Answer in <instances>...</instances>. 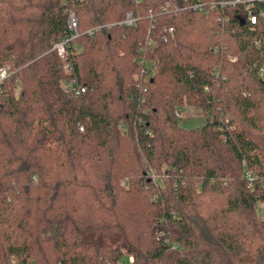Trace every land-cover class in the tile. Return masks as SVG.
Listing matches in <instances>:
<instances>
[{
    "label": "trees",
    "instance_id": "obj_1",
    "mask_svg": "<svg viewBox=\"0 0 264 264\" xmlns=\"http://www.w3.org/2000/svg\"><path fill=\"white\" fill-rule=\"evenodd\" d=\"M212 1L0 0V264H264V5Z\"/></svg>",
    "mask_w": 264,
    "mask_h": 264
},
{
    "label": "built area",
    "instance_id": "obj_2",
    "mask_svg": "<svg viewBox=\"0 0 264 264\" xmlns=\"http://www.w3.org/2000/svg\"><path fill=\"white\" fill-rule=\"evenodd\" d=\"M256 4L264 5V0H226V1H212V2H197L195 4L190 5L187 9L192 10L194 12H198L201 14H207L212 11H216L217 9H227L228 12H233L237 8L242 7L241 15L244 19L249 21L251 24H255L258 21L260 16H263V12L260 14L254 13V8ZM136 18L132 15V13H128L126 19L121 23L123 26L132 27L136 23ZM68 29L70 35L58 41L52 48V51L56 52L58 57L63 62V68L66 74L71 73L72 68L69 61L68 56V47L71 43L81 36V32L79 30V22L77 16L74 12H70L68 16ZM102 26H97L94 28L88 29L85 34L92 36L95 32L99 31ZM166 35L163 38L164 42L169 40V35H173L174 29L169 28L165 31ZM234 61L235 59H231ZM9 76V69L7 67L0 68V84L6 80ZM67 90L75 95L79 96L85 93V88L78 87L74 83L69 82L66 85ZM176 116H179V113L176 112ZM83 131V128H80ZM118 264H134V257L129 256L126 260H121Z\"/></svg>",
    "mask_w": 264,
    "mask_h": 264
},
{
    "label": "rangeland",
    "instance_id": "obj_3",
    "mask_svg": "<svg viewBox=\"0 0 264 264\" xmlns=\"http://www.w3.org/2000/svg\"><path fill=\"white\" fill-rule=\"evenodd\" d=\"M68 74H70V73H68ZM69 82L73 83L72 81H67L66 85ZM210 115H211V113L205 112L203 107L197 101H191L187 104L185 103L184 105H182V110L180 113V124L186 128L199 127V126L205 124V122L207 121V119ZM150 176L152 178H154L155 180H157V182H159L160 184H162L166 178V174L164 173V171L155 172V170H153L151 172ZM126 182H127V180H123V182H121V187H125ZM258 209L261 210L262 214L261 213L260 214L263 215L264 204H260ZM155 230L157 231V228ZM128 257L129 256H125L124 258H122V260L124 261Z\"/></svg>",
    "mask_w": 264,
    "mask_h": 264
}]
</instances>
